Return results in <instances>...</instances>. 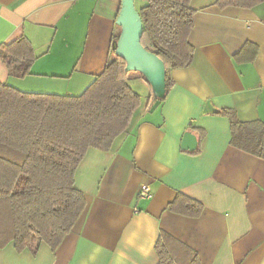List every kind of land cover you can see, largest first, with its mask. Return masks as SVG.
<instances>
[{"label":"crops","instance_id":"0c3cea01","mask_svg":"<svg viewBox=\"0 0 264 264\" xmlns=\"http://www.w3.org/2000/svg\"><path fill=\"white\" fill-rule=\"evenodd\" d=\"M121 1L0 0V46L24 35L37 56L19 78L0 55V81L81 94L112 55ZM217 1L191 0L192 63L169 72L173 85L153 111V89L133 78L141 103L131 128L110 149L87 150L74 180L86 205L57 250L42 243L33 255L10 243L0 264H158L162 231L195 250L200 264H264V158L230 143L220 113L264 122V0ZM186 133L194 138L184 142ZM144 183L151 197L139 194ZM178 194L201 202V213L170 209Z\"/></svg>","mask_w":264,"mask_h":264},{"label":"trees","instance_id":"16d2710c","mask_svg":"<svg viewBox=\"0 0 264 264\" xmlns=\"http://www.w3.org/2000/svg\"><path fill=\"white\" fill-rule=\"evenodd\" d=\"M262 0H218L220 6L251 7ZM141 42L166 66L165 99L173 85L169 72L192 63L189 35L195 9L191 0H146L139 9ZM105 70L79 95L27 92L0 81V249L13 243L18 252L37 254L42 243L56 251L82 214L86 200L75 186V173L90 147L108 150L128 132L141 95L130 80L143 73L127 70L116 53ZM9 74L23 78L36 59L22 35L0 46ZM154 95V94H153ZM159 99L154 95V101ZM230 143L264 158V122L241 121L232 109ZM170 209L198 216L201 202L178 194ZM158 264H200L198 253L167 232L156 242Z\"/></svg>","mask_w":264,"mask_h":264},{"label":"water","instance_id":"95a60500","mask_svg":"<svg viewBox=\"0 0 264 264\" xmlns=\"http://www.w3.org/2000/svg\"><path fill=\"white\" fill-rule=\"evenodd\" d=\"M116 23L121 26V31L118 39L113 42V48L126 60L127 70L143 73L152 85L154 95L159 97L151 107L153 111L166 93V66L157 54L148 50L141 42L144 25L135 0L121 1ZM192 138V134L186 133L184 142Z\"/></svg>","mask_w":264,"mask_h":264},{"label":"built area","instance_id":"2783aa9c","mask_svg":"<svg viewBox=\"0 0 264 264\" xmlns=\"http://www.w3.org/2000/svg\"><path fill=\"white\" fill-rule=\"evenodd\" d=\"M139 194L143 197H151L152 196V188L149 184L144 183L140 187Z\"/></svg>","mask_w":264,"mask_h":264},{"label":"rangeland","instance_id":"374dc122","mask_svg":"<svg viewBox=\"0 0 264 264\" xmlns=\"http://www.w3.org/2000/svg\"><path fill=\"white\" fill-rule=\"evenodd\" d=\"M146 2V0H136V7L138 9H140L142 7V5ZM139 82H141V84H145V86L147 85V83H145L144 81H142V79H139ZM130 84L133 86L135 84V81L133 79L130 80ZM141 91V90H140ZM143 91H141L142 93Z\"/></svg>","mask_w":264,"mask_h":264}]
</instances>
